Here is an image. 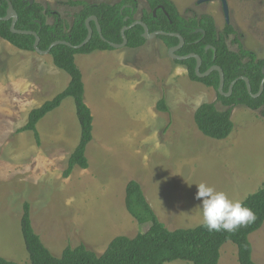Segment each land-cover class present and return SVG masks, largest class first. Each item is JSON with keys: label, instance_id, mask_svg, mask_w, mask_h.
Here are the masks:
<instances>
[{"label": "rangeland", "instance_id": "374dc122", "mask_svg": "<svg viewBox=\"0 0 264 264\" xmlns=\"http://www.w3.org/2000/svg\"><path fill=\"white\" fill-rule=\"evenodd\" d=\"M33 1L55 13L67 28L79 11L68 1L114 5L122 0ZM132 1L133 19L140 21L150 10L145 0ZM170 1L184 19L210 16L218 34L230 26L235 34L224 36L232 52L238 43L264 59V0H225L228 23L220 0ZM46 23L52 24L53 18L47 17ZM30 56L40 61H30L25 51L0 39V258L29 263L20 233L24 204L34 233L54 257L79 245L100 255L113 238H133L148 229L125 209V186L131 180L140 185L168 230L202 223L200 202L194 199L201 182L242 201L264 186V107L252 111L236 106L226 139L203 136L193 114L203 103L222 110L216 91L191 81L157 37L136 49L74 56L92 115V140L85 151L88 168H74L64 179L80 134L72 98L37 123L38 142L31 132H17L30 109L53 99L69 82L49 55ZM161 98L168 113L156 109ZM248 240L252 261L264 264V223ZM217 264H238L235 245H222Z\"/></svg>", "mask_w": 264, "mask_h": 264}, {"label": "trees", "instance_id": "16d2710c", "mask_svg": "<svg viewBox=\"0 0 264 264\" xmlns=\"http://www.w3.org/2000/svg\"><path fill=\"white\" fill-rule=\"evenodd\" d=\"M8 1L17 14L15 29L35 32L39 38L40 51H46L55 41L70 44V46L57 45L49 52L53 65L68 75L67 87L50 101L31 110L26 124L17 130L18 133L31 132L35 141L38 142L37 123L48 113L57 109L64 99L72 98L80 134L78 144L72 151L62 174V177L66 179L74 168L81 170L88 168L85 151L92 140V115L83 100L82 75L74 62V56L110 51L113 50L109 46L110 43L121 44L120 31L134 22L133 14L136 11V5L132 0H122L114 5L68 1L70 6L79 7V11L74 15L71 25L64 28L65 24L48 8L44 9L38 4L29 5L23 0ZM146 2L150 12L143 13L140 21L147 26L150 33L161 31L167 34H179L184 43L175 55L181 57L189 54L197 55L201 60L199 68L201 74L211 66H218L224 76L223 93H227L230 84L235 82L230 96H222L217 92L219 84L217 72L198 78L194 72L196 65L194 59L175 60L176 64L186 69L191 81L215 89L216 101L223 108L218 110L215 103L199 105L193 114L196 129L207 138L218 141L226 139L233 128L231 113L234 107L242 105L252 111L264 107V87L258 97H252L258 93L261 80L264 78L262 74L264 59H257L254 53L243 49L238 43L236 52L229 50L224 34L234 35L233 29L226 25L224 34H218L214 20L210 16L205 15L200 19H183L170 0H146ZM155 9L156 12L153 14ZM6 10V0H0V18L5 16ZM47 17L53 18L52 24L46 23ZM89 17L97 19L103 40L98 35L94 22H90L89 25L93 31L91 39L83 47L74 49L73 47L80 45L86 38L85 20ZM10 24V21H0V39L18 50L34 52V37L11 33ZM195 29L203 30L204 36L194 33ZM142 33L143 29L139 25L125 31L126 48H140L146 42L142 38ZM157 38L167 48L178 44V39L175 37L157 36ZM206 46L212 49L205 50ZM240 78L248 80L250 94ZM156 109L168 113L164 98L157 101ZM124 206L127 213L139 225H149L145 232L133 238H113L100 255L79 245L76 248L66 247L60 257H54L44 247L39 236L34 233L30 223L29 206L24 204L20 219V233L28 256V264H166L174 261L217 264L220 248L227 242L235 245L238 264H255L252 261V248L248 238L264 223V186L243 200V206L255 213L256 220L234 232H209L201 224L190 229H166L146 201L140 185L132 180L125 186ZM0 264L16 263L0 258Z\"/></svg>", "mask_w": 264, "mask_h": 264}, {"label": "water", "instance_id": "95a60500", "mask_svg": "<svg viewBox=\"0 0 264 264\" xmlns=\"http://www.w3.org/2000/svg\"><path fill=\"white\" fill-rule=\"evenodd\" d=\"M26 1L29 3V5H32L33 2H34L33 0H26ZM210 1H214V0H200L197 3L200 4V3L210 2ZM220 2L222 4V10H223L224 19H225L226 23H228L229 22V18H228V6H227V3L225 2V0H220ZM0 21H5V22L6 21H11L10 32L13 33V34L33 36L34 39H35L34 43H33V49H34L35 52H37L40 55H49V52H50L51 48H53V47H55L57 45L70 46V44L67 43V42L55 41L49 46V48L46 51H40L38 49L39 38H38V36H37V34L35 32H32V31H21V30H16L15 29V23L17 21V14L13 10L12 5L10 3H8V7H7V10H6L5 16L1 17ZM125 21H126V19H125ZM90 22H94L96 30H97V33L100 36V38L103 40V38L101 36V31H100V27L98 25L97 19L95 17H89V18H87L85 20V25H86V28H87L86 38L80 45L73 47L74 49H79V48L83 47L91 39L93 31H92V28L89 25ZM135 25H139V26L142 27V29H143L142 38L145 41L151 40V39H153V38H155L157 36H170V37L177 38L179 40V44L176 47H172V48H170L168 50V55L170 56V58H172L173 60H176V61H183V60H187V59H191V58L194 59L196 61L194 72H195V74H196V76L198 78H204V77H207L212 72H217L218 76H219V84H218L217 92L220 95L225 96V97H229L230 96L231 91H232V86H233V84L235 82H232L230 84L227 93H223L224 76H223V73H222L221 69L218 66H211L207 71H205L204 73L201 74L199 72V68H200V65H201V60H200V58L197 55L189 54V55L182 56V57L175 55L174 52H176L183 45V39L178 34H167V33L161 32V31L150 33L148 28H147V26L143 22L134 21L128 27H123L121 29L120 35H121L122 43L121 44L110 43L109 46L111 48H113L114 50H119V49H122V48L126 47L127 40H126V37L124 35V32L129 30L130 28H132ZM207 49H208V47L205 48V50H207ZM262 74L264 75V69L262 70ZM240 79L244 81V83L246 85V88H247V92L250 94V86H249L248 80L246 78H240ZM263 87H264V78L261 80L258 93L256 95H252V97L253 98L258 97L261 94V92L263 91Z\"/></svg>", "mask_w": 264, "mask_h": 264}, {"label": "clouds", "instance_id": "9594fccd", "mask_svg": "<svg viewBox=\"0 0 264 264\" xmlns=\"http://www.w3.org/2000/svg\"><path fill=\"white\" fill-rule=\"evenodd\" d=\"M194 199L199 201L201 226L209 232H234L256 220L255 213L243 206L241 199H231L224 192L201 182Z\"/></svg>", "mask_w": 264, "mask_h": 264}, {"label": "crops", "instance_id": "0c3cea01", "mask_svg": "<svg viewBox=\"0 0 264 264\" xmlns=\"http://www.w3.org/2000/svg\"><path fill=\"white\" fill-rule=\"evenodd\" d=\"M31 54L34 55L33 57H40V58H44L45 56H47V55H40V54H38V53H35V54H34V53H31V52H27V51H25V55H28V57L30 58V61H37V62H39L40 59H39V58H37V59L34 58V60H31V59H33V58H31V56H30ZM50 69H52V68H50ZM41 72H42V71H41ZM67 85H68V84H67ZM66 87H67V86H66ZM66 87H65V88H66ZM65 88H64V89H65ZM64 89H63V90H64ZM63 90H62V91H63ZM62 91H61V92H62ZM59 93H60V92H59ZM59 93H58V94H59ZM20 96H21V97H24L25 94L20 95ZM45 102H46V101H45ZM43 103H44V102H43ZM43 103H42V104H43ZM42 104H41V105H42ZM41 105H40V106H41ZM40 106H38V107H40ZM38 107H36V108H38ZM31 110H33V109H30V110L28 111L27 116H28V114H29V112H30ZM26 118H27V117H26Z\"/></svg>", "mask_w": 264, "mask_h": 264}, {"label": "flooded vegetation", "instance_id": "af4514ba", "mask_svg": "<svg viewBox=\"0 0 264 264\" xmlns=\"http://www.w3.org/2000/svg\"><path fill=\"white\" fill-rule=\"evenodd\" d=\"M23 1H24L25 3H28L26 0H23ZM145 1H146V0H145ZM6 2H7V7H8V3H10V2H9L8 0H6ZM146 3H147V2H146ZM28 4H29V3H28ZM33 4H34V2H33ZM33 4H32V5H33ZM147 6H148V5H147ZM159 8H160L161 10L163 9V8H161V7H159ZM44 9H45V8H44ZM155 12H156V9L153 11V14H155ZM52 13H53V12H52ZM53 14H55V13H53ZM55 15H56V14H55ZM179 16H180V15H179ZM201 17H202V16H201ZM201 17H200V18H201ZM200 18H198V19H200ZM183 19H184V18H183ZM10 23H11V21H10ZM194 33H200L202 36H204V31L201 30V29H195V30H194ZM178 35H179V34H178ZM183 43H184V40H183ZM178 44H179V40H178ZM178 44H177V45H178ZM177 45H176V46H177ZM176 46H175V47H176ZM182 46H183V45H182ZM206 47H208V49H212L210 46H206ZM206 47H205V48H206ZM171 48H172V47H171ZM180 48H181V47H180ZM180 48H179V49H180ZM167 49L169 50L170 48H167ZM208 49H207V50H208ZM177 51H178V50H177ZM174 53H176V52H174Z\"/></svg>", "mask_w": 264, "mask_h": 264}]
</instances>
